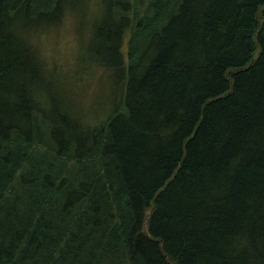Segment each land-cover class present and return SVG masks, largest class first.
I'll return each instance as SVG.
<instances>
[{
  "label": "trees",
  "instance_id": "trees-1",
  "mask_svg": "<svg viewBox=\"0 0 264 264\" xmlns=\"http://www.w3.org/2000/svg\"><path fill=\"white\" fill-rule=\"evenodd\" d=\"M75 1L0 0V264H264V0H100L102 121L28 36Z\"/></svg>",
  "mask_w": 264,
  "mask_h": 264
},
{
  "label": "rangeland",
  "instance_id": "rangeland-1",
  "mask_svg": "<svg viewBox=\"0 0 264 264\" xmlns=\"http://www.w3.org/2000/svg\"><path fill=\"white\" fill-rule=\"evenodd\" d=\"M99 2L76 0L72 3L74 8L66 10L60 24L45 30L36 26L28 33L35 53L45 64L44 69L64 79L81 110H89V114L92 112L95 115L94 121L106 115L104 113L110 107L114 109L121 88L117 87L118 79L113 77V67H110L111 78L107 72L109 69L97 67L89 61L97 47L91 32L94 17L99 10L101 12ZM105 59L101 55L100 62L105 63Z\"/></svg>",
  "mask_w": 264,
  "mask_h": 264
}]
</instances>
